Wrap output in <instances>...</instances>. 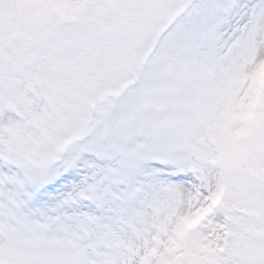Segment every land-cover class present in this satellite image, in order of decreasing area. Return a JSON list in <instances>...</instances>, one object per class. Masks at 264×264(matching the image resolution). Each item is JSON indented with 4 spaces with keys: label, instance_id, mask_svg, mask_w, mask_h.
Returning <instances> with one entry per match:
<instances>
[{
    "label": "snow or ice",
    "instance_id": "snow-or-ice-1",
    "mask_svg": "<svg viewBox=\"0 0 264 264\" xmlns=\"http://www.w3.org/2000/svg\"><path fill=\"white\" fill-rule=\"evenodd\" d=\"M0 264H264V0H0Z\"/></svg>",
    "mask_w": 264,
    "mask_h": 264
}]
</instances>
